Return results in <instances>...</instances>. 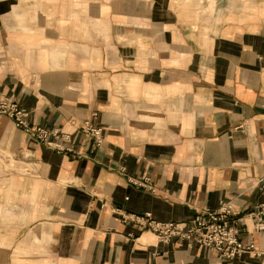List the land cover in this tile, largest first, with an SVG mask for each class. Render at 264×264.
<instances>
[{
    "label": "crops",
    "instance_id": "0c3cea01",
    "mask_svg": "<svg viewBox=\"0 0 264 264\" xmlns=\"http://www.w3.org/2000/svg\"><path fill=\"white\" fill-rule=\"evenodd\" d=\"M0 98L65 146L0 114V264H264V0H0ZM221 206L256 255L123 219Z\"/></svg>",
    "mask_w": 264,
    "mask_h": 264
},
{
    "label": "built area",
    "instance_id": "2783aa9c",
    "mask_svg": "<svg viewBox=\"0 0 264 264\" xmlns=\"http://www.w3.org/2000/svg\"><path fill=\"white\" fill-rule=\"evenodd\" d=\"M0 114L7 115L17 127H20L37 141L52 146L56 150L65 149V146L59 142L61 136H59L58 130H46L40 126H31L26 120V110L8 98H0ZM83 131L94 146H100L103 141L102 127L92 124L90 120H85ZM132 182L139 186L150 187L148 179L132 180ZM261 186L264 188V183ZM263 215L264 203L259 204L254 211L248 213V216L253 219L254 229L261 232L264 237ZM123 219L153 232L161 243L168 244L171 240L176 239L184 241L188 247L198 245L213 248L218 256L224 259H232L243 253L256 255L253 240L247 243L241 241L236 222L230 219L229 209L223 206L217 210L204 209L187 221L182 222H162L151 218L148 214L142 216L124 215Z\"/></svg>",
    "mask_w": 264,
    "mask_h": 264
},
{
    "label": "rangeland",
    "instance_id": "374dc122",
    "mask_svg": "<svg viewBox=\"0 0 264 264\" xmlns=\"http://www.w3.org/2000/svg\"><path fill=\"white\" fill-rule=\"evenodd\" d=\"M39 261H42V262H44V260H39Z\"/></svg>",
    "mask_w": 264,
    "mask_h": 264
}]
</instances>
